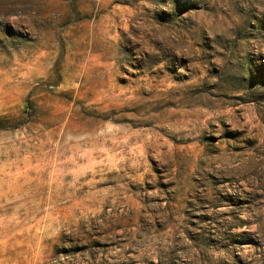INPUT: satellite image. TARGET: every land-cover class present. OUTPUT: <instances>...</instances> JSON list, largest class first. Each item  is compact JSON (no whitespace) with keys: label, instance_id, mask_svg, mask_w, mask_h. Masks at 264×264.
<instances>
[{"label":"rangeland","instance_id":"1","mask_svg":"<svg viewBox=\"0 0 264 264\" xmlns=\"http://www.w3.org/2000/svg\"><path fill=\"white\" fill-rule=\"evenodd\" d=\"M0 264H264V0H0Z\"/></svg>","mask_w":264,"mask_h":264}]
</instances>
